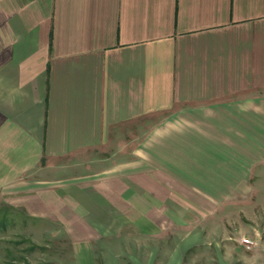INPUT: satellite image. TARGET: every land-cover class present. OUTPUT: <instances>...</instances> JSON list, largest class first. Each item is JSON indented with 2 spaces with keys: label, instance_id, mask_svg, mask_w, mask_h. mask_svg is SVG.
<instances>
[{
  "label": "crops",
  "instance_id": "obj_1",
  "mask_svg": "<svg viewBox=\"0 0 264 264\" xmlns=\"http://www.w3.org/2000/svg\"><path fill=\"white\" fill-rule=\"evenodd\" d=\"M263 166L264 0H0V205L155 243Z\"/></svg>",
  "mask_w": 264,
  "mask_h": 264
},
{
  "label": "rangeland",
  "instance_id": "obj_2",
  "mask_svg": "<svg viewBox=\"0 0 264 264\" xmlns=\"http://www.w3.org/2000/svg\"><path fill=\"white\" fill-rule=\"evenodd\" d=\"M259 170L250 181L256 192L227 198L216 212L194 216L192 225L177 219L179 225L173 222L155 243L138 241L136 227L123 228L127 241L74 243L63 227L40 225L25 211L1 204L0 264H88V256L94 264H264V166ZM242 239L254 246L246 248Z\"/></svg>",
  "mask_w": 264,
  "mask_h": 264
},
{
  "label": "built area",
  "instance_id": "obj_3",
  "mask_svg": "<svg viewBox=\"0 0 264 264\" xmlns=\"http://www.w3.org/2000/svg\"><path fill=\"white\" fill-rule=\"evenodd\" d=\"M241 244L244 245L246 248L251 249L254 246V242L249 239H242Z\"/></svg>",
  "mask_w": 264,
  "mask_h": 264
}]
</instances>
